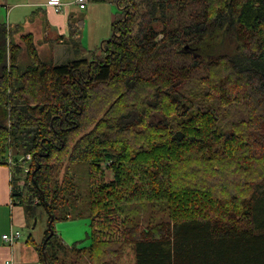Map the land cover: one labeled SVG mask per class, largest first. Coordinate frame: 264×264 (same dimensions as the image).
<instances>
[{
    "label": "trees",
    "instance_id": "obj_1",
    "mask_svg": "<svg viewBox=\"0 0 264 264\" xmlns=\"http://www.w3.org/2000/svg\"><path fill=\"white\" fill-rule=\"evenodd\" d=\"M134 1L117 0L101 55L65 65L0 23V165L11 168L12 199L27 220L40 219L39 208L53 217L40 264H64L56 221L83 218L92 243L76 252L90 264H113L129 245L136 264H264V0ZM155 22L165 26L161 41ZM213 33L228 34L235 53L193 51ZM24 40L28 65L19 60ZM103 164L114 182L96 180ZM129 164L148 167L158 195L165 176L158 206L122 204ZM84 170L87 194L77 184ZM15 173L25 175L22 188Z\"/></svg>",
    "mask_w": 264,
    "mask_h": 264
},
{
    "label": "rangeland",
    "instance_id": "obj_2",
    "mask_svg": "<svg viewBox=\"0 0 264 264\" xmlns=\"http://www.w3.org/2000/svg\"><path fill=\"white\" fill-rule=\"evenodd\" d=\"M15 1L16 0H10L8 2L7 6L4 7V9H3L5 13H7L8 10L12 9V4H14ZM110 1H113L115 4L117 3V0H110ZM135 2H136V0L134 1V3ZM121 3H122V1H121ZM94 5H105V3H99V4L91 3L88 6V8L92 7V9L94 10L97 8V6H94ZM131 6H133V5H131ZM30 10H31L30 11L31 13L33 11H35L34 9H30ZM116 10H118L117 6H116ZM16 11H18V9L14 10V12H16ZM31 13H29V14H31ZM107 15H108V13L106 11L100 12L99 10H97V12H95L94 16H92V17L88 18V17L80 16L79 17L80 22L78 21L76 24L73 25L74 30L76 29V27L78 29L79 35L81 36V43L83 44V47L86 50L91 51V53L95 54L96 52H99V47L101 46V44L105 40H109L113 35L112 23L111 22L109 23V19H108ZM112 20H114L113 14H112L111 21ZM139 21H140V19H139ZM5 23L10 24L7 22V20H5ZM154 24H155L154 25L155 32L158 33L156 40L161 41L164 37L163 36V30L165 29V26L159 22H155ZM9 31L11 32L13 40L17 43H20L21 40L25 39L24 36L28 35V33H25V35H20L18 32L13 31L12 29H9ZM105 35L107 37H102ZM24 42H25V44H23V45L21 44L22 50H21V53L19 54V60H20V62H24L25 65H28L29 64L28 49H27L28 46L26 45V43L28 41L24 40ZM34 43H35V41H34ZM35 45H36V43H35ZM36 47H37V45H36ZM193 47H192V49L195 53L200 52L203 54L204 58H206V59L211 58L212 59V58L218 57L219 55L234 54L236 46H235V42L232 40V38L228 34H226L224 37V36H222V34L220 36H217L216 33H213V35L208 37L207 41H205V40L201 41L200 46L197 45L194 48ZM98 55H101V54H98ZM43 58L45 60H48V59H50V56L44 53ZM92 58H93V56H92ZM92 58H91V60H92ZM11 154L14 155L13 152L10 150L9 161H10V159L13 160V156H11ZM106 164H103L102 170L98 174V179L96 178V180H98V183L101 185L112 183L116 179L115 171L114 170L112 171L109 167L106 166ZM15 167H16V165L14 162L13 163V171L15 170ZM25 167L27 168L28 165H25ZM67 168H68V164H66L65 167H63V169L60 171L59 179L61 181L63 179L64 173L66 172ZM72 168H73V172H74V170H76V167H72ZM78 174H79V172L76 173L77 177H78ZM14 176L19 177L20 180L18 181L19 182L18 185H20V187L22 188L23 184H24L25 175L18 176L15 173ZM157 179L159 182L161 181L162 193L160 195H158L155 191V186L152 184V180L148 174V167L147 166L140 165V164L126 165L124 167V169L122 170L121 184H120V187L118 188L119 191L124 196V200L122 201V204L128 209H131L132 207L136 206L137 204H139L141 202L146 203L149 201H150V203H154L155 206H158L160 199H164V200L166 199V193L168 191V182H167V179L165 178V176L163 174L158 176ZM77 180H78L77 184L80 187V189L84 192V194H87L89 181L87 179L86 170H84L79 175ZM79 182H81V185L79 184ZM23 210H24V208H23ZM37 212H38V217L40 219H37V220L35 219L34 222H32V223L30 220H27V224L25 225V227L21 228L23 235H24V237L22 236V239H24V241L27 240L28 237H32L35 240H41V241H42V238L44 239V233L48 228V214L45 211L42 212V209H40V208L38 209ZM57 214L59 215L60 213L57 212ZM141 215H144V212ZM124 218L125 217H123V215L116 216V219L118 220V222L123 221ZM90 220H89V218H87V219L83 218V219L72 220V221L71 220H66V221L58 220V221H56L55 230L58 233L57 234L58 239L61 241L60 235H59V233H60V234H62V238L66 242L67 241H69V243L71 242L69 246L70 247L73 246L72 250L70 248H67L66 252L63 250L58 252V256H59L61 263H64V264H90L89 259H87L86 255H85L84 260L83 259L80 260V259H78L79 256H78V253L76 252V250H77V251H80L81 253H84L85 251H87L88 247L91 246V243H92L91 235H92L93 228H92V221L90 223ZM37 221H38V223H37ZM98 223L100 224V226L98 228L101 229L106 224V218L102 217ZM58 225L63 227L66 231H70L73 227H76L77 233H75L74 235L63 234L59 230ZM141 226L143 229H145L143 227V220H142ZM105 233L108 234L109 236L112 235L111 233H113V235H117L116 232L115 233L113 231L110 232L109 230H105ZM121 237H122V234H120L118 236V238H121ZM75 240H81V242L84 243V245L90 244V246L83 248V249H79L78 243L74 244L75 242H73ZM107 240H109V239H107ZM56 243H57V241H56ZM113 264H136V255H135V251H134V245H129V246L125 247L121 251V254L119 255V257L114 260Z\"/></svg>",
    "mask_w": 264,
    "mask_h": 264
},
{
    "label": "crops",
    "instance_id": "obj_3",
    "mask_svg": "<svg viewBox=\"0 0 264 264\" xmlns=\"http://www.w3.org/2000/svg\"><path fill=\"white\" fill-rule=\"evenodd\" d=\"M9 1L0 0V23H5V20H7L10 23L7 24L9 29L18 32L20 35H25V33L33 35L41 57H43L44 53L49 55L55 65L69 64L77 59L91 60L93 53L86 50L82 43L81 46L84 52L82 54L81 51L77 53V49H75L71 40L73 38L72 25L78 21L80 22V16L89 18L94 16L97 10L100 12L106 11L109 23L111 22L113 26L118 15V10H116L117 4L110 0H90L85 9H81L76 0H61L68 4L63 8L61 13H56L52 7L46 6L50 0H16L12 4V9L5 13L3 9ZM91 3H105V5H94L97 8L93 10L92 7L88 8ZM15 9H18V11L14 12ZM30 9H34L35 11L31 13ZM112 14L114 20L111 21ZM76 32L79 35L77 27ZM79 37L81 42V36ZM98 54H101V46L99 47V52H96V55ZM10 169L8 166L0 165V264H8V262H11V264H40L38 246L43 243V238L41 241L31 237L33 242L28 243L27 240L24 241L21 237L12 245L5 243L3 240L4 235L12 232H20L24 237L21 228H24L27 224L23 208L12 199ZM58 228L66 235L77 233L76 227H73L70 231H66L59 225ZM59 235L65 247H73L69 246L71 242H66L62 238V234L59 233ZM73 242H75L74 244L78 243L79 249L90 246V244L84 245L81 240Z\"/></svg>",
    "mask_w": 264,
    "mask_h": 264
},
{
    "label": "built area",
    "instance_id": "obj_4",
    "mask_svg": "<svg viewBox=\"0 0 264 264\" xmlns=\"http://www.w3.org/2000/svg\"><path fill=\"white\" fill-rule=\"evenodd\" d=\"M89 1L90 0H76V3L79 5V7L81 9H85L87 7V5L89 4ZM123 3H127L129 5H132V0H121ZM68 5L67 3H64L63 1L61 0H50L46 6L47 7H52L54 9V11L56 13H61L63 11V8ZM27 159H31V156L28 155L27 156ZM110 163L107 164V166H109ZM29 171V168L27 167L26 168V172ZM22 235L20 232H12L10 234H6L3 236V240L5 243L7 244H14L16 242V240H18L19 238H21ZM8 264H11V262H8Z\"/></svg>",
    "mask_w": 264,
    "mask_h": 264
},
{
    "label": "water",
    "instance_id": "obj_5",
    "mask_svg": "<svg viewBox=\"0 0 264 264\" xmlns=\"http://www.w3.org/2000/svg\"><path fill=\"white\" fill-rule=\"evenodd\" d=\"M53 217L51 216V221L49 223V229H50V234L51 236L53 235V231L51 230V224H52Z\"/></svg>",
    "mask_w": 264,
    "mask_h": 264
},
{
    "label": "bare ground",
    "instance_id": "obj_6",
    "mask_svg": "<svg viewBox=\"0 0 264 264\" xmlns=\"http://www.w3.org/2000/svg\"><path fill=\"white\" fill-rule=\"evenodd\" d=\"M50 230V229H49ZM53 233H54V231H53ZM50 236H51V234H50Z\"/></svg>",
    "mask_w": 264,
    "mask_h": 264
}]
</instances>
